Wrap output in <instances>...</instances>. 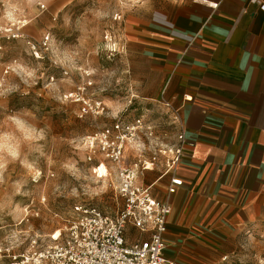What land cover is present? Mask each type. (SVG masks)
<instances>
[{
  "label": "rangeland",
  "instance_id": "374dc122",
  "mask_svg": "<svg viewBox=\"0 0 264 264\" xmlns=\"http://www.w3.org/2000/svg\"><path fill=\"white\" fill-rule=\"evenodd\" d=\"M175 1L154 0L151 11L130 0L123 7L119 0H0V25L20 27L36 40L38 49L36 55L22 39L2 41L0 92L5 94L0 95V132L14 131L9 117L17 116L44 136L23 143L19 159L5 158L0 264H33L53 243L52 235L63 231L77 205L110 213L122 206L111 186L116 175L98 176L82 141L118 116L134 115L143 107L129 100L142 90V57L127 36L132 25ZM40 3L47 9L43 11ZM97 11L105 15L97 17ZM109 44L114 50L106 47ZM65 55L71 59L62 63ZM33 71L34 77L26 75ZM148 76L157 78L155 73ZM10 87L13 90L7 92ZM81 97L94 106L101 102L103 109L82 115ZM250 237L221 264H264V226Z\"/></svg>",
  "mask_w": 264,
  "mask_h": 264
},
{
  "label": "crops",
  "instance_id": "0c3cea01",
  "mask_svg": "<svg viewBox=\"0 0 264 264\" xmlns=\"http://www.w3.org/2000/svg\"><path fill=\"white\" fill-rule=\"evenodd\" d=\"M127 40L142 57L136 114L161 122L169 141L183 127L195 144L174 173L183 179L175 194L171 175L142 177L172 206L165 255L216 264L264 226V10L256 0H178L132 25Z\"/></svg>",
  "mask_w": 264,
  "mask_h": 264
},
{
  "label": "built area",
  "instance_id": "2783aa9c",
  "mask_svg": "<svg viewBox=\"0 0 264 264\" xmlns=\"http://www.w3.org/2000/svg\"><path fill=\"white\" fill-rule=\"evenodd\" d=\"M256 2L264 10V0ZM40 7L43 11L47 9L45 3H40ZM5 37L26 41L38 55L36 40L26 36L20 27L0 25V52ZM45 40L47 43L49 37ZM80 100L82 115L103 109L101 102L94 106L83 97ZM165 104L172 107L170 103ZM142 112L132 117L118 116L113 123L82 141L87 161L96 165L94 172L100 177L116 175V182L111 186L122 200V206L114 213L92 205L75 206L74 215L63 231L52 235L53 243L39 252L33 264H175L165 255L164 237L171 203L156 198L152 185L144 184L142 177L155 170L162 177L171 175L168 192L175 194L183 179L174 173L186 151L195 144L187 139L183 127L175 140L169 141L160 130L162 123ZM102 167L106 174L100 172ZM129 228L136 229L140 236L130 239ZM228 259L225 255L216 264Z\"/></svg>",
  "mask_w": 264,
  "mask_h": 264
},
{
  "label": "clouds",
  "instance_id": "9594fccd",
  "mask_svg": "<svg viewBox=\"0 0 264 264\" xmlns=\"http://www.w3.org/2000/svg\"><path fill=\"white\" fill-rule=\"evenodd\" d=\"M133 6L137 4H144L145 6L150 7L151 11L154 9L155 4L154 0H130ZM121 6H126L129 3V0H119ZM97 17H103L104 12L97 11ZM108 47L110 50H114V46L109 44ZM70 57L65 55L62 58V63L65 61H70ZM12 71H17V68L13 67ZM91 74V72L89 73ZM28 77H34L35 72H26ZM13 89L10 87L7 89V92H11ZM4 92H0V95H4ZM118 115L117 111L112 112V116L116 117ZM14 125V131L11 132H0V180H2L3 170L6 167L5 158H11V160L19 159L21 155V146L25 142L38 141L44 138L42 130H38L35 126L28 124L26 121L20 119L17 116L9 117ZM17 133L19 135H17ZM39 174V173H37ZM75 193V190H73ZM251 239V237H249Z\"/></svg>",
  "mask_w": 264,
  "mask_h": 264
},
{
  "label": "bare ground",
  "instance_id": "6f19581e",
  "mask_svg": "<svg viewBox=\"0 0 264 264\" xmlns=\"http://www.w3.org/2000/svg\"><path fill=\"white\" fill-rule=\"evenodd\" d=\"M100 172H101L102 174H106V170H105V168L102 167L101 170H100Z\"/></svg>",
  "mask_w": 264,
  "mask_h": 264
},
{
  "label": "snow or ice",
  "instance_id": "6c2138e0",
  "mask_svg": "<svg viewBox=\"0 0 264 264\" xmlns=\"http://www.w3.org/2000/svg\"><path fill=\"white\" fill-rule=\"evenodd\" d=\"M177 183H179V182L177 181Z\"/></svg>",
  "mask_w": 264,
  "mask_h": 264
}]
</instances>
